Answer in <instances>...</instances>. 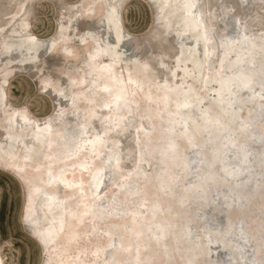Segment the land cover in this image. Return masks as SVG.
Listing matches in <instances>:
<instances>
[{"label": "bare ground", "instance_id": "1", "mask_svg": "<svg viewBox=\"0 0 264 264\" xmlns=\"http://www.w3.org/2000/svg\"><path fill=\"white\" fill-rule=\"evenodd\" d=\"M40 1L0 0V168L25 176L22 210L33 222L56 228L44 222L47 204L61 227L67 222L68 239L77 236L69 249L61 229L48 240L40 236L51 248L48 264H133L134 257V264H175L178 256V264H197L205 251L212 254L207 264H264L251 242L264 247V184L256 179L264 153V0H148L161 21L140 34L101 23L100 7L121 19L128 0H49L61 17L53 44L31 30ZM85 12L76 34L75 19ZM81 42L77 73L64 79L74 60L62 54ZM16 70L37 75V92L55 91L53 113L38 117L10 103ZM93 118L103 119L106 131L99 133ZM155 157L161 162L153 172ZM203 159L219 165L183 177L201 170ZM225 203L251 224L242 237L233 209L220 212ZM153 239L163 240L153 249Z\"/></svg>", "mask_w": 264, "mask_h": 264}, {"label": "rangeland", "instance_id": "2", "mask_svg": "<svg viewBox=\"0 0 264 264\" xmlns=\"http://www.w3.org/2000/svg\"><path fill=\"white\" fill-rule=\"evenodd\" d=\"M69 1L73 2V1H76V0H69ZM78 4H79V2L76 5H78ZM54 5L55 4L52 1L41 0L38 3V5H37L38 13L33 17L32 25H31V30L36 35H38V36H40L42 38H47V39L49 38V43L50 44H53V42L55 41L56 37L58 36L59 31L61 30V27H60L61 26V24H60V18L61 17H59L57 15L58 14V11H56L57 7H56V5L55 6ZM78 6H79L78 9L80 10V13H82L83 12L82 5L81 6L78 5ZM160 10H161L160 8L159 9L155 8L153 6V4L151 5L148 0H128V2L125 4L124 8L121 11V19L122 20L120 18H118V12H117V15H115L114 18H112L111 16L109 17L108 14L106 15L105 11L103 10V7H100L98 9V11H99L98 14L106 16V17H104L103 21H101V23L106 22L104 24H107V26L109 24L112 25V26L117 25V26H119L122 29V27L124 25V27L129 32H131L133 34H140V33L145 32L146 30H148L151 27L152 23L154 22V19H155V21H158L159 19H160L159 21H161L160 17L162 15V13H161ZM154 16H156V17H154ZM86 18H87V13L86 12L81 14V15L79 14V16L76 17L75 23H74L75 24L74 31H75L76 34H77V32L79 33L81 31V29H80L81 24H83L82 22ZM113 23H114V25H113ZM77 26L79 28H77ZM51 36H52V38H51ZM75 38H76V36H74L73 41H71L72 43H76L74 41ZM83 46L84 45H83L82 42L81 43H77V44H73V46L71 47V48L74 49L73 52L70 50L71 53H64L66 55L68 54L69 56L68 55L65 56L64 54H62L63 55L62 57H64L65 60L67 58H69V59L72 58L71 60H74L73 62L69 61L66 64L67 71L62 75V77L64 79H66L67 77H69L73 73L74 74L77 73L78 69H77L76 59L79 56L78 54H80V51H79V50H81L80 48H83ZM74 53H76V54H74ZM70 55H72V56H70ZM72 68L76 69V70H73ZM20 71L21 70H16L15 72H13L12 75L14 77L12 76V79L10 80V82H9V84L7 86L8 99L10 100V103L13 106L14 105L15 106L25 105L32 112V114H34V115H36L38 117H45V116H48L51 113H53L54 110H55V108H54L55 106L54 105L56 104V102H58V103L60 102L59 101L60 100L59 97H55V98L53 97L55 91L52 89V91L50 92L48 90L49 88H46L44 90V93L37 92V87H38L37 86V75L33 76V74L31 73L30 70H27L28 72L27 71L25 72V70L24 71L22 70L21 72ZM40 71H42V69H40ZM54 79H55V77L52 74L50 76L49 81H54ZM133 102H134V105L136 106L135 110H137L138 107H140V105L143 104L144 101L142 100V97H141V98L135 99ZM160 103H161V106H163L165 104V103L159 101V104H158L159 106H160ZM62 107H64V105ZM95 117H97V116H95ZM102 121H103V119H97V118H93L92 119V123L96 124L95 125V127H96L95 129L97 131H99V133H102V131H104V130L106 131V128L103 126ZM0 123H2V121H0ZM116 127H117V123L114 121V122H111V124L109 125V127L107 129L112 131V130H115ZM99 128H102V129H99ZM196 131L198 133L201 131V123L197 126V128H195V131H194V134H193V137H192L193 139L197 138L198 135H199ZM165 133H166L165 135H167L169 132L168 133L165 132ZM196 134H198V135H196ZM205 146L208 147L207 144ZM198 147H201V144H199ZM185 152H186V155L189 156V158H190V156H192V153H189V151H187V149H185ZM239 156L241 157V155H239ZM240 157H239V160L242 161V159H240ZM218 159L221 162H222V160H224L222 157H218ZM188 160H190V159H188ZM188 160H187V162H190ZM206 161L207 160H204V162L202 161V164H203L204 167L201 170H198V171H200L199 173H198L197 170H196L197 172L196 171H193V172L191 171L192 173H189L188 172L189 170H188V171H186V173H185V175L183 177H187L190 174H192V175H190L192 177H195V176L199 177V176H201V174L203 175L205 173V170L208 169L207 171H209L210 170L209 168H213L214 166L217 167L219 165L218 162H213V165H212V164H210L209 161H207L209 164ZM158 162H161L160 158H158V159H157V157L153 158V163H152L153 172H154V170H155V168L157 166L156 163H158ZM257 164H258V167L261 168V172L259 171L261 173V175H259L260 173H258V176H256V179L260 180L261 183L264 184V153L257 157ZM5 166H7V165H5ZM182 166H183V163H178V165H176V168L178 167L180 169ZM208 166H209V168H208ZM4 168L5 169H10V170L12 169L17 177L14 174H12V172L0 168V255H1L2 259H3V263L4 264H48V259L46 257L49 255V250L51 248H50V246H48L49 243L47 241H45V242L42 241V239L44 237H40V236H42L44 234L43 236H46V237L43 240H45V239L48 240L47 239L48 232L52 236H54L56 230L59 233L62 230V233H61L60 237H62L64 239V241L68 243V245L70 244V246H68V249L72 246V244L70 242H72L73 239L77 238V236H74L71 240L68 239L67 235H65L69 231V228L66 227L67 225L65 226V224L67 222H65V224H63V226H62L63 229H62V227L58 223L57 219L53 216V212L51 211L52 210L51 207L46 204L45 200H42L43 201V205L46 204L48 209H47L46 205H44V208H43V210L45 212L41 208V210L43 211L44 222H46L48 227H49V223L53 222L54 226L56 225L55 226L56 228L52 229L51 231L49 229H48V231L47 230L45 231V230H43V226H44L43 222H40L41 224L40 223L37 224V223L33 222L26 215V212H24L25 209H24V211L22 210V208L24 207L23 205H24V199H25L24 198L25 196L23 194L24 193V188H25V181H24V177L25 176L21 175L18 172V170L16 169V167L7 166V167H4ZM43 168H44V166H41V167H38V168H35V169L37 171V170H39V169L41 170ZM27 170L28 171H32V172L35 171L34 169L33 170L30 169V167H28ZM190 170H192V168ZM219 170L221 171V169H219ZM193 174H195V175H193ZM158 179L159 178L156 177L154 179L153 183H158L157 182ZM95 187H96V185H94V188ZM203 195L206 196L204 193H203ZM191 201H189V202H191ZM226 205H227V203H225L220 208L221 209L220 212H222L223 214L228 216L230 214L231 210L233 209V212L231 213V215H232L231 217L235 218V220H233V222H234L233 224H234L235 227L238 228V230L236 231V236H238V237L241 236L242 237L243 232L247 231L246 229L247 228H251L252 226H251V224L245 222V219L242 220V216L237 215V213L235 212V210H236L235 207L229 209L228 206H226ZM230 205H232V204H230ZM23 212H24L26 218H24ZM155 213L152 210L150 211V214L152 216L155 215ZM50 215H51V217H50ZM248 216L250 217L251 215H248ZM244 217H246V216H244ZM37 219L42 221L41 217H38ZM253 219H255V218H253ZM111 220L112 219H110V221ZM250 220H251V218H250ZM65 221H67V220L65 219ZM236 221H237V223H236ZM25 222H27V223H25ZM239 224H241V225H239ZM58 226H60V227H58ZM51 228H53V225L51 226ZM229 228H230V226H229ZM239 231H240V233H239ZM140 233H142V232H140ZM172 233L173 232L169 231L168 237H166V238L170 237L169 239L171 240V244H175V241H174V238H173V234L174 233L173 234ZM140 235H141L140 236V238H141L140 244L143 243V242L145 243V241H146L144 239L145 235H142V234H140ZM137 236L138 235H136L135 237L137 238V240H139V236L138 237ZM180 238H182V237H180ZM180 238H177V240H179ZM162 240L163 239H153L151 241V244H150L151 246L149 245V243L144 245L145 248L143 247L144 248L143 252L145 251L147 246H150V247H152L154 249V247L159 242H162ZM214 240H217V237ZM253 241L256 242L257 244L254 243ZM147 242L148 241H146V243ZM251 242H253L254 247L256 248V253L258 251L261 252V253H264V247H262V241L261 240L256 239L255 237L254 238L252 237L251 238ZM140 244L137 246L138 248L140 247ZM61 247H60V250H61ZM172 247H174V249H172V252L176 253L175 246L172 245ZM198 247H200V245ZM63 248L65 249L64 246H63ZM138 248H137V251L139 250V252H141L140 251L141 248L140 249H138ZM217 248L221 249V248H224V247L221 246V248H219V247H217ZM226 248L221 249L220 250L221 253L225 254L226 253L225 252ZM159 249H160V246H158V248L156 250L159 251ZM186 249H189V248L185 247V250ZM65 250H67V249H65ZM189 250H191V253L194 252V250H195L194 246L191 249H189ZM191 253H188V254H191ZM178 258H179V256L175 260L176 261L175 264H178V261L180 260ZM211 259H212L211 251L208 254L205 251L203 254H201V252L198 253L196 258H195V261H196V263L199 262L201 264V262H203L202 264H207V263H209V261ZM133 260H132L133 264L135 263V261L137 262V260H135V257H134ZM235 261H236V259L230 260V261H228V264L235 263ZM141 263H142V258H141ZM199 263H197V264H199ZM99 264H104V263L100 262Z\"/></svg>", "mask_w": 264, "mask_h": 264}, {"label": "snow or ice", "instance_id": "3", "mask_svg": "<svg viewBox=\"0 0 264 264\" xmlns=\"http://www.w3.org/2000/svg\"><path fill=\"white\" fill-rule=\"evenodd\" d=\"M260 40H261V48L264 49V34H261ZM261 87L262 89H264V82L261 83Z\"/></svg>", "mask_w": 264, "mask_h": 264}, {"label": "water", "instance_id": "4", "mask_svg": "<svg viewBox=\"0 0 264 264\" xmlns=\"http://www.w3.org/2000/svg\"><path fill=\"white\" fill-rule=\"evenodd\" d=\"M223 130H224V129H223ZM261 132H263V131H261ZM197 138H198V137H197ZM260 138H261V139H264V133H263V136L260 137ZM206 190H207V189H206ZM204 191H205V190H204ZM205 192H206V191H205ZM205 192H204V193H205ZM178 231H179V229H178ZM178 231H177V232H178ZM262 246H263V245H262ZM262 257H263V260H264V254L262 255Z\"/></svg>", "mask_w": 264, "mask_h": 264}]
</instances>
